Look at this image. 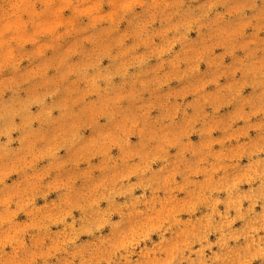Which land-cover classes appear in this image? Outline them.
Masks as SVG:
<instances>
[{
    "label": "rangeland",
    "instance_id": "rangeland-1",
    "mask_svg": "<svg viewBox=\"0 0 264 264\" xmlns=\"http://www.w3.org/2000/svg\"><path fill=\"white\" fill-rule=\"evenodd\" d=\"M0 264H264V0H0Z\"/></svg>",
    "mask_w": 264,
    "mask_h": 264
}]
</instances>
